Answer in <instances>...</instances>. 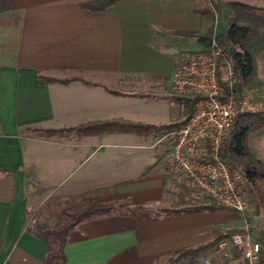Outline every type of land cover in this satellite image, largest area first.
Instances as JSON below:
<instances>
[{
    "label": "crops",
    "instance_id": "1",
    "mask_svg": "<svg viewBox=\"0 0 264 264\" xmlns=\"http://www.w3.org/2000/svg\"><path fill=\"white\" fill-rule=\"evenodd\" d=\"M92 1L7 0L0 12V264H48L51 232L92 205L146 215L118 208L82 221L63 264H163L238 220L229 210L161 215L185 207L164 167L175 131H74L182 124L191 98L172 93V75L224 22L207 0H121L102 12ZM256 61L263 85L264 51Z\"/></svg>",
    "mask_w": 264,
    "mask_h": 264
},
{
    "label": "built area",
    "instance_id": "2",
    "mask_svg": "<svg viewBox=\"0 0 264 264\" xmlns=\"http://www.w3.org/2000/svg\"><path fill=\"white\" fill-rule=\"evenodd\" d=\"M220 55L212 41L207 50L189 54L185 65L174 71L172 93L196 101L193 115L175 131L165 162L169 180L181 193L185 207L215 203L244 221L242 233L220 243L200 264H211L213 257H226L232 251L254 264L260 245L252 240L246 222L250 214L247 181L240 170H230L221 162L219 150L238 115L264 113V86L243 90L238 98L231 94L224 99L217 77ZM226 69L223 83L230 88L232 71L229 65Z\"/></svg>",
    "mask_w": 264,
    "mask_h": 264
},
{
    "label": "trees",
    "instance_id": "3",
    "mask_svg": "<svg viewBox=\"0 0 264 264\" xmlns=\"http://www.w3.org/2000/svg\"><path fill=\"white\" fill-rule=\"evenodd\" d=\"M119 1L121 0H93L85 5V7L91 11L102 12ZM208 4L210 12L216 18V21H223L225 24L224 31L216 33L213 37L214 47L219 50L221 54L217 61V77L224 88V99L231 94H235L238 98L243 89L256 84V57L264 51V9L237 1L225 2L221 0H208ZM6 9L7 0H0V12ZM227 65H229L232 71V85L230 88L227 83H223L222 81V74ZM195 101L196 98L185 100L187 117L184 122L193 115ZM112 125H118L121 132H154L165 134L167 132L176 131L181 124L156 128L148 125L107 123L79 127L74 131L83 134H96L102 133L105 128ZM263 127L264 113L238 115L233 120L231 128L219 150V159L221 162L230 170L241 167L240 171L246 178V191L248 193L250 208V214L246 217V222L252 240L260 245L257 264H264V232L257 233L256 230L252 228V222L253 218L259 214L260 210H264V187L261 186V182L264 179V165L250 153L247 147V141L248 137L253 132ZM253 190L258 191V193L255 194ZM118 208L128 209L129 213L132 215H137L138 213L146 211L142 206L130 207L128 204L123 203L119 206L113 204L92 205L81 212L65 214L67 220L65 226L60 230L51 232V234L57 237L59 244L57 251L50 254L46 259L47 263L51 264L52 259L58 261L59 264L64 263L65 256L63 249L66 237L79 223L96 217L108 216L114 213ZM206 211L218 212L228 210L215 203H210L204 206H187L175 210H164L160 213L161 215H171ZM142 214L146 215L145 213ZM238 233H242V230L236 228L229 230L202 246L175 253L163 264H200L201 260L220 243L228 242L231 236ZM228 258L231 260H238L241 257L235 251H232Z\"/></svg>",
    "mask_w": 264,
    "mask_h": 264
},
{
    "label": "rangeland",
    "instance_id": "4",
    "mask_svg": "<svg viewBox=\"0 0 264 264\" xmlns=\"http://www.w3.org/2000/svg\"><path fill=\"white\" fill-rule=\"evenodd\" d=\"M221 1H225V2L237 1V2H241V3L247 4V5H248V3H250L251 5L253 4L254 7H257V6L264 7V0H260V1H263L261 3H258L257 0H221ZM207 2H208V0H207ZM226 70L227 69H225L223 71L222 81L227 79V76H226L227 71ZM261 86H264V84L263 85H261V84H253L249 88H245L243 90H248V89L257 88V87H261ZM172 138H173V134L166 138V144L168 146L172 142ZM247 147H248L250 153H252L255 156V158L257 160H259L264 165V127L259 129V130H257V131H255V132H253L248 137ZM164 167L166 168V172H168L166 164L164 165ZM236 169L241 170V167L236 168ZM261 186L264 187V179L261 182ZM169 187L170 188H175L174 185L171 182L169 183ZM253 191L255 192V194L258 193V191H256V190H253ZM246 199L249 202L247 191H246ZM237 218H238V220L235 223L234 228L240 230L241 228L244 227V221L239 216ZM252 228H254L257 233L264 232V210H260L259 214L253 218ZM228 256L229 255H227L226 257H221V258L215 256V257H213V260H212L211 264H247L241 258L238 259V260H230L229 261ZM257 263H258V261H255L254 264H257Z\"/></svg>",
    "mask_w": 264,
    "mask_h": 264
}]
</instances>
